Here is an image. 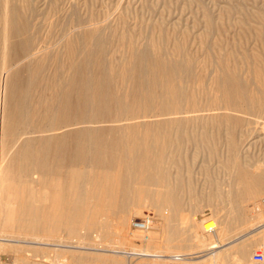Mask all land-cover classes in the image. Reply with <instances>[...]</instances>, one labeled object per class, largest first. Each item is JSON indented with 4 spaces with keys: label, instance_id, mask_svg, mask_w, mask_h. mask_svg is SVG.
I'll return each mask as SVG.
<instances>
[{
    "label": "rangeland",
    "instance_id": "374dc122",
    "mask_svg": "<svg viewBox=\"0 0 264 264\" xmlns=\"http://www.w3.org/2000/svg\"><path fill=\"white\" fill-rule=\"evenodd\" d=\"M1 125L0 264H140L146 215L264 251V0H0Z\"/></svg>",
    "mask_w": 264,
    "mask_h": 264
},
{
    "label": "bare ground",
    "instance_id": "6f19581e",
    "mask_svg": "<svg viewBox=\"0 0 264 264\" xmlns=\"http://www.w3.org/2000/svg\"><path fill=\"white\" fill-rule=\"evenodd\" d=\"M6 69L7 68H5L4 71H6ZM9 77H5V76L3 77L4 84H5V81H7ZM1 98H2L1 113H3V95ZM0 129H1V132H3L2 125ZM2 136H3V133H2ZM257 169L258 171H261L262 168L259 167ZM243 175H244L245 182L247 183L254 182L256 184V187H258L257 185H261V183L264 182V178L262 179L259 174L243 173ZM1 190H2V182L0 180V194H1ZM245 192H246L245 196L248 197L249 199H254L258 197V194H253L251 193V191H248L247 189ZM141 210L142 209L139 210L138 215L141 213ZM128 224H129V216L125 215L122 217V220L120 223L121 231L130 232ZM159 225H160L159 223L155 221H151L148 228L146 229L137 228V232H134L131 237L136 240L139 239L140 246L139 245L133 246L132 248H129L128 250L126 249L127 251H124V252L116 251L115 249L110 250V252L112 253V255L122 256V257H127V258L139 257L142 259L140 264H155L157 261H163L166 258H171L168 255H165L170 251L171 253L172 252L178 253V256L172 257L173 259L177 258L175 260L176 264H178V262L180 261L181 262L179 264H253L251 258H249V253L247 249H241L240 247L236 248V246H233V248H235L238 251L236 255L232 256V258L227 256L226 253L222 252L223 249L228 248V247L230 248L232 244H225V245L223 244L224 236L222 232L221 233L215 232V227H214V224L212 223L202 224L201 226L196 225V223H192L191 224L192 225L191 226V230H192L191 238H185V237L180 238V239L176 238L175 240L178 241V243L175 246V248H172L168 245L170 244L169 238H167V244H166L167 246L160 248V246L157 245V242L160 241V239L162 238V236L160 237L159 233L155 232V229L157 227L158 228L160 227ZM150 228H152V231ZM205 234H210V237L209 236L206 237ZM263 239H264V236H263ZM207 250H209L210 252L206 253V255L201 256V254L203 253L202 251H207ZM114 257L115 256L106 254L105 257L99 256L98 259L96 260H98L97 261L98 264H124L125 263L124 259L122 260L120 258H114Z\"/></svg>",
    "mask_w": 264,
    "mask_h": 264
},
{
    "label": "built area",
    "instance_id": "2783aa9c",
    "mask_svg": "<svg viewBox=\"0 0 264 264\" xmlns=\"http://www.w3.org/2000/svg\"><path fill=\"white\" fill-rule=\"evenodd\" d=\"M261 204L264 207V198L261 199ZM152 219L150 218L149 215L144 216L143 218L135 219L131 221V225L134 228H143L146 229L150 225V222ZM177 258H166L163 261H160L158 264H176L175 260ZM253 264H264V253L261 250H255L252 253V258H251Z\"/></svg>",
    "mask_w": 264,
    "mask_h": 264
},
{
    "label": "crops",
    "instance_id": "0c3cea01",
    "mask_svg": "<svg viewBox=\"0 0 264 264\" xmlns=\"http://www.w3.org/2000/svg\"><path fill=\"white\" fill-rule=\"evenodd\" d=\"M250 223L252 225L248 226L249 229L247 230V232L240 233L239 235L242 236V235L246 234L245 238L250 240L251 246L253 247V249H255L262 244V238L264 236V221L250 222ZM230 227L234 228L235 226L230 225ZM235 236H237V235H235ZM235 236H233V237H235ZM233 237H231V239H233ZM241 238H239V239H241ZM239 239H237L236 241H239ZM255 250H259V249H255Z\"/></svg>",
    "mask_w": 264,
    "mask_h": 264
}]
</instances>
